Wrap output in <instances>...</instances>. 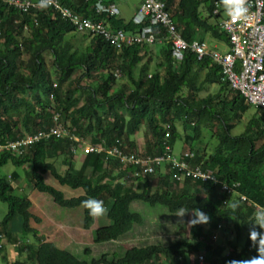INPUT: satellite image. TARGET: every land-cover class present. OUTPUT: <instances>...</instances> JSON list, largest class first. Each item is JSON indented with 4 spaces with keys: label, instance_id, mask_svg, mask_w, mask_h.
<instances>
[{
    "label": "trees",
    "instance_id": "obj_1",
    "mask_svg": "<svg viewBox=\"0 0 264 264\" xmlns=\"http://www.w3.org/2000/svg\"><path fill=\"white\" fill-rule=\"evenodd\" d=\"M60 1L80 16L102 20L110 28L124 31H135L137 28L130 21L124 22L106 13H95L94 0ZM164 2L169 10L172 8V20L182 27V36H192L200 23L199 9L204 6V1ZM16 20L18 22H14ZM22 26H25L28 37L18 40ZM68 33L87 35L75 31L50 7L19 13L0 2V144L43 129L50 123L51 115L58 113L72 134L85 143L104 147L115 145L138 157L160 154L168 146L175 155L172 145L179 132H175L173 120L178 118L191 130L190 138L184 136L191 144L200 137L201 124L216 123V128L211 131L216 138L214 150L205 155L197 147L196 150L188 148L192 156L187 161L213 173L219 183L233 181L238 185L225 192L219 190L218 183L213 184L208 180L187 177L174 181L168 175L167 164L156 171L142 174L138 164L105 158L103 151L81 154L80 166L74 168L73 155L77 151L71 152L69 148L76 142L66 137L40 140L29 145L21 155L2 150L0 167L8 160L15 166L30 163L29 170L25 172L29 186L48 194L58 206H80L83 228H87L92 218L81 202L89 198L102 200L109 223L92 230L94 242L119 239L134 226L142 225L143 216L132 208V203L142 202L149 206H163L172 213L200 209L210 217L206 225L210 237L218 235L215 230L218 223L223 224L221 234L229 232L224 224L231 227L233 244L228 239L215 246L206 243L203 249L204 264H229L232 260L257 255L249 239L248 224L259 211L256 206H264V112L255 108L244 129L232 135V122H238L240 113L249 105L238 91L219 81L216 69L209 66L207 60L197 62L190 56L192 65L198 70H193L187 60L174 65L168 45H160L157 52L161 59L155 67L160 69L142 78L145 66L140 64L139 75L135 77L134 67L141 62V55L153 45L132 43L115 48L98 35H87L90 37L89 44L80 52L64 40V35ZM205 35L227 42L226 34L215 24L201 29L195 37L204 40ZM44 52L51 57L50 66L43 59ZM25 54L27 56L23 60ZM116 69L119 77L131 84L127 91L122 85L113 89L117 81L113 76ZM199 70H205L207 79L215 82L220 92H225L220 102L217 103L212 94L197 96L207 80H199ZM76 71H81V74L77 78H70ZM93 78L95 82H90ZM101 116L104 117L103 121ZM141 125L147 126L152 137V143L146 150L148 154L134 149L135 142L131 139ZM59 156L67 168L62 173L53 164V159ZM46 174L55 184L45 179ZM154 175L156 185L152 189L149 178ZM8 176L10 181L4 175L0 176V200L6 203V212L0 220V234L6 236L11 244L18 242L12 237L15 229L8 228H12V220L18 216L21 232L30 233L34 243L26 241L15 250H26V258L32 264H188V256L178 240L167 246H132L119 257L101 252L98 257L88 261L78 259L67 249L58 248L52 242L37 237V231L28 224L30 218L38 221L28 211L31 202L25 194H16L11 184L12 180L17 181L18 173L12 170ZM127 179L131 183L127 184ZM141 179L145 180L140 187L132 185V181L139 182ZM58 187H65V190ZM66 192L72 193L67 195ZM239 195H243L244 199L241 200ZM234 204L237 205L235 210L232 207ZM257 230L260 229L257 227ZM205 234L199 224L189 226V235L196 240L195 245L189 248L195 249L200 245L198 239L205 238ZM223 244H229L230 249L219 258ZM83 252L88 254V249L85 248Z\"/></svg>",
    "mask_w": 264,
    "mask_h": 264
},
{
    "label": "built area",
    "instance_id": "obj_2",
    "mask_svg": "<svg viewBox=\"0 0 264 264\" xmlns=\"http://www.w3.org/2000/svg\"><path fill=\"white\" fill-rule=\"evenodd\" d=\"M207 6L212 23L217 25L226 34L227 48L220 51L214 46H209L205 40H198L195 36L184 38L182 27L173 22L164 1L162 0H137L131 23L136 25L135 31H124L121 28H110L102 20L80 16L60 0H45L55 15L67 21L75 31L85 32L87 35H98L115 48L129 44H160L168 45L169 56L172 63L179 64L187 60L191 67L190 56L197 62L206 61L209 66L216 69L219 81L225 82L232 90H236L243 97L247 105L259 108L264 112V0H247V19L232 20L227 16L223 5L218 0H208ZM1 3L19 13L28 9L41 8V0H0ZM119 0H94L95 13H106L111 16L118 14ZM223 9V15L220 14ZM25 28V26H23ZM114 77H119V71H113ZM50 123L27 133L15 140H8L0 144V151L9 150L16 155H21L25 149L40 140L50 137H66L73 140L75 145L70 146L71 152L81 154L90 151H103L105 158H117L119 162H131L141 167V173H151L158 170L160 165H168L170 179L178 181L184 178H193L218 183L219 190L230 192L238 183L230 181L221 182L210 171L202 170L198 165L190 164L187 158L192 152L182 151L180 156L172 155L169 147L165 146L163 152L156 155L137 156L127 153L115 145H91L72 134L67 125L61 121L60 114L53 113ZM136 175V173H133ZM6 178L9 180V176ZM122 180V179H121ZM241 200L243 195H239ZM257 210L264 206H256ZM216 233L211 239L220 236L223 225H216ZM2 235L0 234V249L2 248ZM205 257L202 251L194 252L188 256V264H204ZM217 264H225L219 262Z\"/></svg>",
    "mask_w": 264,
    "mask_h": 264
},
{
    "label": "rangeland",
    "instance_id": "obj_3",
    "mask_svg": "<svg viewBox=\"0 0 264 264\" xmlns=\"http://www.w3.org/2000/svg\"><path fill=\"white\" fill-rule=\"evenodd\" d=\"M131 1H119L118 2V14L116 15L117 18L127 20L133 10V7L130 8L129 3ZM133 3V2H132ZM223 9H220V14L223 15ZM200 14L202 21H212L207 6L200 7ZM18 22V21H17ZM23 27V26H22ZM23 31L20 33L18 40L21 38L28 37V33L26 28L22 29ZM72 37V38H71ZM64 40L69 41L72 45L73 49L75 48L77 51H82L86 45L89 44L90 37L87 35L81 36L80 33H68L64 35ZM207 44L209 46H214L220 51L224 50L225 47L223 46V42L220 43L214 39H207ZM206 40V41H207ZM160 44H154V46L150 47L148 50V54L150 55L146 59H142V62L137 64L133 69V74L135 77L139 75V66L140 64L145 66V73L141 74L142 78L146 77V74H149L156 69V64L161 59L160 55L158 54V49ZM155 53H152L153 51ZM222 49V50H221ZM26 54L23 55V60L26 59ZM156 56V57H155ZM146 57V55H144ZM43 59L47 66L51 65V57L47 52L43 53ZM49 70L51 69L48 68ZM81 74V71H76L75 73L70 76V78H77ZM101 77V75H100ZM203 77V76H202ZM116 83L113 85V89H116L118 85H122V88L127 91L131 84L127 82L124 78L117 77ZM201 80V77H199ZM55 81V79L53 80ZM90 82H95V78L90 79ZM119 87V86H118ZM207 94L214 95V100L218 103L220 100L223 99L225 96V92H220L218 86L215 82L207 79L204 83V88L197 92L198 97H203ZM51 102V99H50ZM30 106V104L28 105ZM123 111H121L122 113ZM255 112V107L248 106L246 110L240 113L239 121L232 122L233 127L230 130V134L237 135L239 134L245 127V123ZM102 121L104 117L101 116ZM173 126L179 132V135L175 138L174 143L172 145L173 153L178 154L181 150L186 149V147L195 149L196 147L198 150H202L205 155L211 153L216 145V138L213 135V131L216 128V123L211 125H204L201 124L202 128L200 130V137L194 144H191L185 137H191L192 132L191 130L186 127L181 120L175 119L173 120ZM186 135V136H185ZM185 136V137H184ZM131 139L135 142V148L138 151L142 152L143 154H148L146 152L150 143H152V137L150 131L147 129V126L141 125L139 129L131 135ZM198 145V146H196ZM193 147V148H192ZM82 159V155L80 152H77L73 155V166L74 168H79L80 161ZM53 164L56 170L62 173L66 168V166L62 163L61 157H57L53 159ZM162 165H160V168ZM30 163H24L21 166H15L8 160L5 164L0 167V176H7V173H10L12 170H16L18 173L17 181H11V184L14 187V192L20 195H26L30 198L31 205L28 208V211L34 216L38 218V221L30 218L28 220V224L31 228H34L37 232V237H41L45 241H50L53 244L61 247V249H68L72 254H74L78 259L88 261L90 258H96L100 255L101 252H107L108 254H112L115 257H119L123 254V252L132 247V246H144L149 244H156V245H163L167 246L172 244L174 241L178 240L181 243V247L185 252V255L191 256L196 250L203 251L205 244H209L211 246H215L220 242L226 241L228 239L230 243L233 244L234 242V233L231 230V227L226 226L224 224L225 229H229V232L223 233L220 237L216 240L211 239L208 231L207 224H199L200 230L206 233L205 238L198 239L200 245L196 246L195 249L189 248V246H193L196 243V240L191 238L189 235V221L192 219L191 212H187L188 214L184 217H178L180 211L177 212H168L163 206L160 205H153L149 206L142 202H134L132 203V208L134 211L138 212L140 215L143 216V224L134 226L126 235L123 237L110 240L105 242H94L91 237V232L94 228L107 225L109 221L106 219L105 215L98 218V219H91V222L88 224L87 228H83L82 226V214H81V207H74V208H64L55 204L51 197L44 193L39 192L32 187L29 186L27 180L25 178L26 170H29ZM156 175L149 178V185L153 189L156 185L155 180ZM49 179L51 183H54L52 179H50L49 175H45V179ZM145 179H141V181L136 182L132 181V185L135 187H140L142 182ZM126 183H131L129 179L126 180ZM55 184V183H54ZM61 190H65V187H58ZM72 192H66L67 195L71 194ZM230 203H228L229 205ZM6 212V203L0 200V220L4 216ZM12 228L15 229L14 232V239L18 240L14 244L10 243V240L6 238V236H2V255H0V264H12L14 261L19 262V264H32L26 258V250H21L16 252L19 245L22 243L31 244L32 243V236L30 233H24L20 230V218L16 216L12 220ZM223 225V224H222ZM9 228V226H8ZM208 235V236H207ZM11 237V235H9ZM27 239V240H26ZM241 242V241H240ZM239 242V243H240ZM16 247V250H15ZM88 249V254H84L83 250ZM230 249L229 244H223V251L219 254V258L221 255H224L226 251ZM205 257V255H204ZM205 262V261H204Z\"/></svg>",
    "mask_w": 264,
    "mask_h": 264
},
{
    "label": "clouds",
    "instance_id": "obj_4",
    "mask_svg": "<svg viewBox=\"0 0 264 264\" xmlns=\"http://www.w3.org/2000/svg\"><path fill=\"white\" fill-rule=\"evenodd\" d=\"M220 3L223 5L227 16L232 20L247 19V0H220ZM40 6L41 8L46 7L45 0H41ZM14 22H17V20ZM81 203L82 206L88 211V215L93 220L104 216L107 211L102 200L89 198L82 201ZM232 207L235 210L237 205L234 204ZM187 214V212L180 210L178 217L182 218ZM191 215L193 219L188 222L190 226L207 224L210 221V217L198 208L191 212ZM248 225L249 239L252 243V246L256 249L257 255L249 259L232 260L229 262V264H264V209L257 211L254 214L253 221ZM257 227L260 229L259 231L257 230Z\"/></svg>",
    "mask_w": 264,
    "mask_h": 264
},
{
    "label": "crops",
    "instance_id": "obj_5",
    "mask_svg": "<svg viewBox=\"0 0 264 264\" xmlns=\"http://www.w3.org/2000/svg\"><path fill=\"white\" fill-rule=\"evenodd\" d=\"M119 1H131V0H119ZM162 1H164V0H162ZM204 1V6H208L209 5V1L208 0H203ZM133 2V3H132ZM132 2L131 3H129V5H130V8H132L133 7V10H134V7L137 5V0H132ZM165 3V2H164ZM167 8V7H166ZM167 10H168V12H169V14H170V16H171V18H172V8H171V10H169L168 8H167ZM200 10V9H199ZM133 13H134V11H131V14H130V16H129V19H127V20H123L124 22H127V21H130L131 22V17H132V15H133ZM120 19V18H119ZM213 21V20H212ZM212 21L210 22V21H202V19L200 20V23H199V25L198 26H196V28L194 29V31L192 32V36H195L197 33H199V31L201 30V29H203V28H205L206 26H208L209 24H213L212 23ZM207 39H214V38H212V37H209L208 35H205V41L207 40ZM214 40H216V39H214ZM218 42H220V43H222L223 41H220V40H217ZM206 42H208V40L206 41ZM154 46V45H153ZM223 46L225 47V49L227 48V46H226V42H223ZM150 47H152V46H150ZM149 47V48H150ZM149 48L147 49V52H148V50H149ZM224 49V50H225ZM153 50V49H152ZM220 50V49H219ZM222 50V49H221ZM145 53L144 52V54L143 55H141V62H142V59L144 60V59H146L149 55H150V53L148 54V53ZM152 53H155L154 52V50L153 51H151ZM144 55H146V57H144ZM151 56V55H150ZM156 57V56H155ZM160 60V59H159ZM194 68V69H193ZM192 69L193 70H198L196 67H193ZM198 73H199V77H201V79L202 78H204V79H207V77L205 76V70H199L198 71ZM148 76V74H146V77ZM203 76V77H202ZM188 149V147H186V149H183V150H181V151H184V150H187ZM180 153V152H179ZM175 154V156H180V154ZM9 173H7V175H8ZM28 197V196H27ZM28 199L30 200V198L28 197ZM31 202V201H30ZM9 229H11V230H13V228H11L10 226H9ZM13 234H14V232H13ZM14 236V235H13ZM27 240V239H26ZM32 243H34V241H32ZM55 245V244H54ZM56 246V245H55ZM58 247V246H57ZM59 248H61V247H59ZM68 250V249H67ZM69 251V250H68ZM2 250H0V255H2ZM2 256H4V253H3V255Z\"/></svg>",
    "mask_w": 264,
    "mask_h": 264
},
{
    "label": "bare ground",
    "instance_id": "obj_6",
    "mask_svg": "<svg viewBox=\"0 0 264 264\" xmlns=\"http://www.w3.org/2000/svg\"><path fill=\"white\" fill-rule=\"evenodd\" d=\"M225 254V253H224Z\"/></svg>",
    "mask_w": 264,
    "mask_h": 264
}]
</instances>
